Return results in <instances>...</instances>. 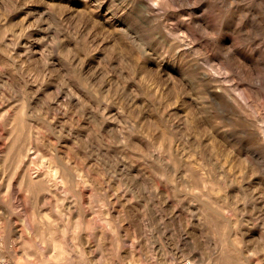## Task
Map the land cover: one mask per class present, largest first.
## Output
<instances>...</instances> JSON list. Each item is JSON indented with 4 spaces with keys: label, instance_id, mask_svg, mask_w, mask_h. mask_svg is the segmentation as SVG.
Returning a JSON list of instances; mask_svg holds the SVG:
<instances>
[{
    "label": "rangeland",
    "instance_id": "obj_1",
    "mask_svg": "<svg viewBox=\"0 0 264 264\" xmlns=\"http://www.w3.org/2000/svg\"><path fill=\"white\" fill-rule=\"evenodd\" d=\"M263 1L0 0V264H264Z\"/></svg>",
    "mask_w": 264,
    "mask_h": 264
},
{
    "label": "bare ground",
    "instance_id": "obj_2",
    "mask_svg": "<svg viewBox=\"0 0 264 264\" xmlns=\"http://www.w3.org/2000/svg\"><path fill=\"white\" fill-rule=\"evenodd\" d=\"M106 7H108V5ZM252 21L253 23L250 24L249 27L245 25L243 21L235 23L234 20H231L228 22V25L234 33H236V35L243 41L248 42L251 46L256 44L258 41L263 40L264 42V27H262L259 23H256L257 20ZM258 21L264 25V15L261 20ZM260 45L261 46L254 47L252 49L253 52L248 56H245L234 42L228 46L222 44L218 48L222 60L227 63L232 70L241 71L247 78H253L256 81L262 82L264 85V45ZM203 75L208 76V74ZM3 128H5L4 121H0V149L1 147L3 149L4 144L2 134ZM257 138L260 139L259 136H257ZM6 212L7 211L3 210L0 214L5 218V222L10 225L12 222V214L9 212L11 214L10 215Z\"/></svg>",
    "mask_w": 264,
    "mask_h": 264
},
{
    "label": "built area",
    "instance_id": "obj_3",
    "mask_svg": "<svg viewBox=\"0 0 264 264\" xmlns=\"http://www.w3.org/2000/svg\"><path fill=\"white\" fill-rule=\"evenodd\" d=\"M183 264H193L192 261H185Z\"/></svg>",
    "mask_w": 264,
    "mask_h": 264
}]
</instances>
